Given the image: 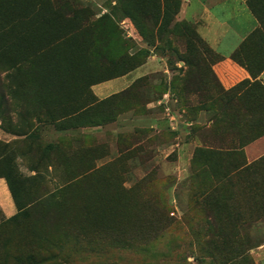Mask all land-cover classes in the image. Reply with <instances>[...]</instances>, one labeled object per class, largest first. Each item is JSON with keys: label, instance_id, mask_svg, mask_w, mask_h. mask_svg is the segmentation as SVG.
<instances>
[{"label": "rangeland", "instance_id": "obj_1", "mask_svg": "<svg viewBox=\"0 0 264 264\" xmlns=\"http://www.w3.org/2000/svg\"><path fill=\"white\" fill-rule=\"evenodd\" d=\"M180 4L0 0V264H264V86Z\"/></svg>", "mask_w": 264, "mask_h": 264}, {"label": "crops", "instance_id": "obj_2", "mask_svg": "<svg viewBox=\"0 0 264 264\" xmlns=\"http://www.w3.org/2000/svg\"><path fill=\"white\" fill-rule=\"evenodd\" d=\"M199 18H203L199 34L219 57L212 71L223 89L230 90L243 81L264 86V70L254 72L258 63L248 61L250 57L242 53L243 65L231 60L241 44L260 28L247 7L235 0H181L176 20L198 23Z\"/></svg>", "mask_w": 264, "mask_h": 264}, {"label": "trees", "instance_id": "obj_3", "mask_svg": "<svg viewBox=\"0 0 264 264\" xmlns=\"http://www.w3.org/2000/svg\"><path fill=\"white\" fill-rule=\"evenodd\" d=\"M151 2L156 4L157 3V0H151ZM177 13H178V11H177ZM177 13H176V15H177ZM260 27H261V24H260ZM252 34L253 35H256V31H254ZM257 34H258V37L261 38V36H264V31L263 30H260ZM245 42H243L241 44V46L239 47V49L234 54H232V56H231V60L234 61V62H236L239 65H243V62H242V60L240 58V55L242 53V48L244 47ZM262 70H264V69H262ZM255 84H256V82H253L249 86L252 87ZM262 93L264 95V92L263 91H262ZM263 98H264V96H263ZM95 105H98V103L92 101L91 100V97H87V105L83 109H81L79 112L86 111L87 109H90V108L94 107ZM262 162H264V159H260L258 162H255L252 165H247V167L245 168L244 171L249 172L250 175H251V177L258 178L259 173H258V170H256V169L259 168L258 166H260V165L262 166ZM233 173H235V172H233ZM235 175H236V173L234 174V176ZM4 178L6 179L7 177H4ZM47 258H49V257H47L46 255H44L43 253H41L39 251V252L35 253L32 257H30V259H28V263L29 264H32V263H42L45 260H47Z\"/></svg>", "mask_w": 264, "mask_h": 264}]
</instances>
